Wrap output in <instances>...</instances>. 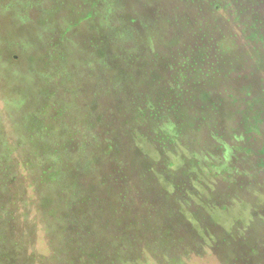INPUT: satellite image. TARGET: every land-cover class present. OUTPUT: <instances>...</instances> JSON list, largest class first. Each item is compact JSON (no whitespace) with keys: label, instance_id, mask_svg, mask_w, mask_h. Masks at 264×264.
Masks as SVG:
<instances>
[{"label":"rangeland","instance_id":"374dc122","mask_svg":"<svg viewBox=\"0 0 264 264\" xmlns=\"http://www.w3.org/2000/svg\"><path fill=\"white\" fill-rule=\"evenodd\" d=\"M37 1L40 6L24 21L23 10L2 5L14 0L0 1V202L10 198L17 209L22 200L28 204L22 189L29 180L7 175L6 186L3 172L14 163L9 150L34 163L28 177L42 176L33 153L53 146L49 139L32 144L28 136L46 124L57 127L45 97L49 90L86 128L114 130L136 190L120 203L119 188L104 180L99 185L109 163L98 160L90 178L67 163L76 173L72 187L101 196L90 213L99 223L88 242L100 258L86 264H264V42L248 39L256 25L264 39V0L253 8L260 15L242 12L240 21L233 9L232 16L216 11L214 0ZM17 2L23 8V0ZM213 41L225 49L218 74H211L216 86L196 80L197 88L172 116L190 152H199L196 160L180 146L154 143L155 131L167 133L155 121L137 123V107L149 100L158 107L168 103L159 101L173 93L168 81L191 69L188 61L178 62L180 51L189 47L191 57L199 58V48ZM107 58L110 64L103 62ZM92 150L93 160L105 151L103 145ZM43 192L35 197L34 218L44 233L32 222L16 223L17 232L7 220L0 222L10 240L0 264L84 261L58 238L70 228L66 223L45 228L56 215L65 212L67 218L68 209L60 193L46 189L42 198ZM83 200L70 216L88 212ZM105 220L114 224L107 229ZM88 224L86 232L94 226Z\"/></svg>","mask_w":264,"mask_h":264},{"label":"trees","instance_id":"16d2710c","mask_svg":"<svg viewBox=\"0 0 264 264\" xmlns=\"http://www.w3.org/2000/svg\"><path fill=\"white\" fill-rule=\"evenodd\" d=\"M257 1L258 0H214V6L216 11L219 13L224 12L229 14V11L233 9L235 13L232 14L233 16L231 14L229 15L234 17L235 21H240L238 16L240 17L242 12L252 13V15L261 14V11L259 13V10L253 9L255 6H259ZM23 3V8H20L17 0H14V2L9 4L3 2L2 5L5 7V9H10L12 6H14L19 9L20 12L23 10V14L20 13V15L24 21L25 19H28L31 8L34 6H40V2L37 0H23ZM25 13H27V16L24 15ZM174 22L175 21H171L172 24H174ZM261 37H263V35H261V30L256 25L254 31L248 37V39L255 42H264V39H261ZM55 47L58 48V45ZM199 52V58H195L191 57L193 51L191 50L190 52L189 47H186L185 50L180 51L181 58L178 60V62L183 60L185 62L184 64H186V61H188L189 65H191V69L186 71L182 70L180 73H178L176 78L168 81L173 89V93L170 97L159 99V101L168 100V103L158 107V103L150 102L151 100H149L137 107V123L155 121V124L159 127V129L167 133L158 134V132L155 131L154 136H152L153 142L158 144L161 148L177 145L180 146L184 151L190 152L191 150L187 142H183L184 133L182 129H180L181 131L179 130L178 123L172 120V116L176 115V113L182 109L181 107L185 101L190 98L193 90L197 88L196 86L198 84L196 80H198V83L201 84L202 82L205 84L209 82L207 84L208 87H210V85H212V87L216 86L215 82L217 75L212 76L211 74L214 71H217L218 74L217 66L219 65V57L223 52H225V49H222L216 42L213 41L211 44L201 48V50L199 48ZM63 59L64 56L61 55V61H59V65L61 66H63ZM112 59H115V57H112ZM103 62L105 64H110L111 60L107 58L106 60H103ZM194 70H197V72ZM193 86L195 87L192 88ZM185 92H187L186 95ZM45 97L50 104L49 110H53L55 113L54 116L56 117L55 120L57 121V127H49L48 124L43 122L47 126H44L39 131L29 132L30 134L28 136V141L33 144L35 142L39 143L41 140L46 142L49 139L53 148H50L48 151L42 149L33 153L32 157L37 158V165L39 168L43 169L42 176L39 178L27 176L34 169L33 162L30 160L25 161V159H27L26 156L24 157L23 161L19 158L17 159L16 157L18 153L16 152V149L12 151L8 149V155L10 158L13 157L14 163H12V166H9L7 170H4V180L6 181L7 175L9 176V180L10 177L14 179L15 176L22 177L25 181L29 180V182L25 184L26 186H23L22 189V192L27 197L25 200L28 201V204L26 208V202L23 206L22 200L21 209H17L14 206V203L10 201V198L8 199L9 202H0V222L7 220L6 222L11 226L12 232H17L16 223L18 225H25L32 222L35 229L39 233L42 232L43 234V225L39 223L40 221H37L34 218V208L36 203L35 197L38 196V192H43L44 190L42 198H46V189L53 190L56 192V194L60 193L66 200L65 205L68 209V216L67 218L65 217V212L54 216V218L46 222L47 227L45 228L64 226L66 223V226H69L70 228L64 229V233L58 234V238L59 240H66L70 242V250L73 255L75 254L74 251H77V256L80 255L83 257L84 261L82 264H86L88 261L90 262L100 258V256L89 252L88 242L94 238V236L91 235L95 231L94 228H96L99 223L92 217L90 213L98 207V202L101 196L98 195L99 190H96L92 193H87L81 189L72 187L76 173H74L71 169H68L67 163H76L75 172H81V174H84H82L83 176L88 178L93 177V173L98 171V160L109 163L111 165L110 169L106 170V172L104 170V173H107L105 178L103 179L101 176H99V185L103 187L106 182L108 185L113 186L114 188H119L120 190L118 191L117 196L120 203L128 202L129 199L132 198L133 194L136 193V190H134V188L131 186L132 184L130 183V177L126 172L127 164L123 157L121 147L113 136L114 130H110V126L106 125V130L100 132L99 134L96 130L86 128L82 125V120H79V118H70V115L68 114L70 110L68 107L60 106V104L57 103L54 93L50 94V91L48 90L45 94ZM136 130L137 128L134 129V131ZM81 137L83 139L80 144ZM96 145H103L105 151L100 154V157H95L93 160L91 156H95L97 151L92 149L95 148ZM90 149L91 151H89ZM190 153L194 155L196 160L200 159L199 152L194 153V151H192ZM83 156H88V159L84 164H80L82 163L80 160H82ZM198 165L199 164H196L193 169L198 168ZM170 167H172V165H170ZM103 180L105 182L102 183ZM7 183L8 182L6 181V186ZM80 199H84L83 201L85 203L88 202V212H86L84 216L80 213H74L72 216H70V211L72 210L73 206L77 204V202H81ZM182 199L187 203V199ZM94 201H96V204ZM88 222H92L94 226L87 228L86 232L85 227L89 225ZM110 223L114 224V222L106 223L105 220L107 229L112 226ZM43 238L45 242L48 240V238L44 236ZM15 241H17V239ZM9 242L10 240L5 236V231L2 229L0 231V248H2L0 249V259L1 254L3 253V248L6 247ZM96 245L97 253L99 254L101 249L100 247L98 248V242H96ZM118 264L124 263L121 262Z\"/></svg>","mask_w":264,"mask_h":264}]
</instances>
